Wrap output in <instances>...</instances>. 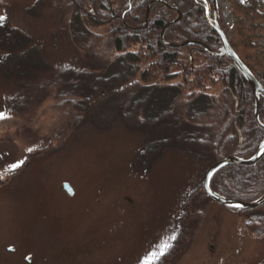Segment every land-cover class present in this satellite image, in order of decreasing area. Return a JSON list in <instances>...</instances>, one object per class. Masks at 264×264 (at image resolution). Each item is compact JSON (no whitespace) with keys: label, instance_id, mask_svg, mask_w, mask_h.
<instances>
[{"label":"trees","instance_id":"obj_1","mask_svg":"<svg viewBox=\"0 0 264 264\" xmlns=\"http://www.w3.org/2000/svg\"><path fill=\"white\" fill-rule=\"evenodd\" d=\"M56 1L38 0V6L69 16L71 42L85 55L88 71L66 75L61 84L39 90L36 104L13 109L19 128L37 130L44 125L49 134L66 136L71 123L92 121L104 129L120 121L130 131L147 134L150 144L142 156L152 151L156 159L178 150L216 164L228 157L250 159L258 152L264 142V98L260 126L256 97L243 74L231 60L211 55L219 53L223 43L208 22L203 0ZM227 1L233 19L230 44L264 86V0ZM209 3L212 9L213 0ZM178 12L180 23L165 31ZM0 24V46L11 64L10 75L19 81L32 79L42 66L32 54V38L6 21ZM32 110L35 118L29 117ZM50 152L49 147L40 156ZM210 187L226 198L258 201L264 196V160L254 167L220 170ZM206 199L202 187L191 192L180 234L156 264H177L190 249L193 223L201 217L200 205ZM233 212L247 214L248 233L264 239V205Z\"/></svg>","mask_w":264,"mask_h":264},{"label":"rangeland","instance_id":"obj_2","mask_svg":"<svg viewBox=\"0 0 264 264\" xmlns=\"http://www.w3.org/2000/svg\"><path fill=\"white\" fill-rule=\"evenodd\" d=\"M217 6L231 37L228 1L217 0ZM0 16L32 38V54L42 65L32 79L19 81L0 46V112L10 117L0 125V172L28 159L12 177L0 179V264H17L5 251L9 246L32 255L35 264H141L165 244L168 252L180 234L187 198L203 188L212 162L178 150L144 157L147 134L120 121L104 129L92 121L71 123L66 136L51 135L44 125L19 128L13 122L17 107L36 104L39 90L61 84L70 73H86L89 64L71 42L69 16L41 8L37 0H3ZM49 147L50 154L40 156ZM62 182L71 185L73 197L61 190ZM201 203L192 245L178 264H264V239L248 233L247 214L211 199Z\"/></svg>","mask_w":264,"mask_h":264},{"label":"water","instance_id":"obj_3","mask_svg":"<svg viewBox=\"0 0 264 264\" xmlns=\"http://www.w3.org/2000/svg\"><path fill=\"white\" fill-rule=\"evenodd\" d=\"M203 1H207V0H203ZM162 3H164V0H161ZM172 9H175V7H170ZM179 16L178 19L175 20L172 24H174L175 22H179L181 20V14L180 12H178ZM208 18L211 22L210 19V9H208ZM168 25L165 29V31H167L169 29ZM213 29L220 35L222 41H223V49L221 50V52L219 54L217 53H211L212 56L220 58V59H228L231 60L235 66L238 68V70L243 74V76L245 77V79L247 80V82L249 83V85L251 86L254 95L256 97V120L258 121V123L260 124V120H259V107H260V100L262 97H264V88L262 87V85L258 82V80L255 78V76L251 73V71L246 67V65L241 61V59L237 56V54L234 52V50L232 49L226 35L224 34V32L222 31V28L220 26V23L218 20H216V25L213 26ZM164 35V33H163ZM189 45H193V44H197V43H187ZM260 126H262L260 124ZM264 128V126H262ZM264 157V144L260 147L259 151L257 152V154L251 158L250 160H241V159H237V158H227L222 160L221 162L215 164L214 166H212L206 173L204 180H203V189L206 192V194L213 199L214 201L218 202L219 204L226 206L228 208H233L239 211H246V210H251V209H256L262 205H264V196L259 199L256 202L253 203H244L238 200H234V199H228V198H224L220 195L215 194L214 192L211 191L210 189V181L212 179V177L218 172L220 171L222 168L228 166V165H241V166H248V167H254L257 162Z\"/></svg>","mask_w":264,"mask_h":264},{"label":"snow or ice","instance_id":"obj_4","mask_svg":"<svg viewBox=\"0 0 264 264\" xmlns=\"http://www.w3.org/2000/svg\"><path fill=\"white\" fill-rule=\"evenodd\" d=\"M3 0H0V3H2ZM38 2V0H37ZM6 19V17L4 16H0V22L4 21ZM0 26H2V24H0ZM10 117H8L5 113L0 112V121H4L9 119ZM141 121H143V117L140 118ZM28 152H32L33 149L32 148H28L27 149ZM24 161H20L18 163H14L12 164L9 168H7L5 170V172H0V179H3L5 174L7 173H15L17 169H19L20 167H22ZM170 246L165 244L158 252L153 251L148 253L145 258L143 259V261L141 262V264H156V262L160 259V257L164 256L166 254L167 249Z\"/></svg>","mask_w":264,"mask_h":264},{"label":"flooded vegetation","instance_id":"obj_5","mask_svg":"<svg viewBox=\"0 0 264 264\" xmlns=\"http://www.w3.org/2000/svg\"><path fill=\"white\" fill-rule=\"evenodd\" d=\"M64 183H62L61 188L64 191ZM6 253L10 256H15L17 259V264H35L36 260L33 257L29 256V253H25V254H20V252L18 251V249L13 248H6L5 249Z\"/></svg>","mask_w":264,"mask_h":264}]
</instances>
